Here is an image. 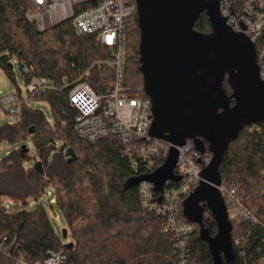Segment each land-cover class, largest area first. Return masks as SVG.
<instances>
[{
	"label": "trees",
	"instance_id": "1",
	"mask_svg": "<svg viewBox=\"0 0 264 264\" xmlns=\"http://www.w3.org/2000/svg\"><path fill=\"white\" fill-rule=\"evenodd\" d=\"M30 8L29 0H0V69L12 78L14 61L25 84L31 77L49 80L54 89L43 93L41 100L48 103L54 126L43 112L29 105L22 107L18 120L0 125V147L29 142L34 155L31 158L24 145L0 158V238L16 242L13 256L0 257V264H16L19 256L30 262L42 261L48 251L59 250L64 251L69 264H178L164 219L142 209L138 186L131 185L134 178L153 173L165 158L150 169L140 163L135 171L118 135L89 144L75 133L76 110L69 105V90L88 72L82 81L96 93H105L115 78L106 65L113 60V52L93 35L77 36L70 21L39 31L28 18ZM193 29L210 33L205 14ZM138 50L135 14L127 27L123 80L124 86L143 93ZM24 67L31 69V77L23 73ZM223 89L230 95L225 81ZM255 126L240 132L219 166L221 183L235 186L245 208L260 222H231L233 259L229 264H252L264 249V124ZM30 128H34L32 136ZM69 148L77 158L73 163H67ZM36 162H41L43 175L34 171ZM48 192L53 193L54 204L50 197L47 204L50 208L56 205L67 223L71 249L61 245L41 201ZM5 200L12 205L6 208ZM30 200L36 203L33 210L26 209ZM180 219L186 221L182 212ZM203 227L210 237L215 236L216 226L206 209ZM194 228L187 243L190 261L214 264L199 227ZM220 264L226 263L222 260Z\"/></svg>",
	"mask_w": 264,
	"mask_h": 264
},
{
	"label": "water",
	"instance_id": "2",
	"mask_svg": "<svg viewBox=\"0 0 264 264\" xmlns=\"http://www.w3.org/2000/svg\"><path fill=\"white\" fill-rule=\"evenodd\" d=\"M139 31V72L143 93L151 104L149 137L170 144L163 164L153 173L139 176L131 185L145 181L161 194L167 182L178 183L174 171L177 147L192 141L194 150L211 154L200 172V182L183 201L186 221L200 229L214 264L233 259L232 226L224 200L219 166L229 145L249 126L264 124V82L258 75L254 45L242 33L234 32L220 16V0H135ZM201 14L210 33L194 31ZM229 86L227 95L223 82ZM231 101L233 104L231 105ZM34 134V128L28 130ZM67 163L76 161L74 151ZM34 171L43 175L41 162ZM208 210L216 226L210 237L203 227ZM67 230L61 237L67 239ZM65 248L71 249L68 243Z\"/></svg>",
	"mask_w": 264,
	"mask_h": 264
},
{
	"label": "built area",
	"instance_id": "3",
	"mask_svg": "<svg viewBox=\"0 0 264 264\" xmlns=\"http://www.w3.org/2000/svg\"><path fill=\"white\" fill-rule=\"evenodd\" d=\"M28 18L39 31L65 21H70L77 36L93 35L99 43L113 52V60L106 63L114 71V81L103 94H98L82 81L86 72L70 88L69 105L76 110L74 129L76 135L89 144L110 135H118L128 155L131 167L137 171L139 164L150 169L154 163L166 158L170 144L149 137L152 125L151 104L139 90L124 86V58L127 27L136 14L135 0H29ZM93 4L89 8L86 5ZM220 16L236 33L244 34L254 45L258 75L264 82V0H220ZM31 77V69L23 68ZM46 78L31 77L26 84V98L15 93L0 98V107L14 120H18L22 107L41 100L43 93L53 90ZM255 129V125H253ZM178 161L175 175L180 177L176 187L167 182L161 194L154 192L152 184H138L140 205L147 213L164 219V230L171 233L178 264H198L190 261L187 243L195 231L194 225L180 219L183 201L200 182V172L208 165L211 154L194 150L192 141L176 148ZM264 175V173H263ZM227 208L228 219L236 225L260 222L243 205L242 195L235 186L222 183L217 187ZM264 196V184L261 187ZM51 192L47 193V197ZM50 204L54 199L50 198ZM12 204L6 205V208ZM264 210V207H263ZM231 213V218H230ZM183 214V213H182ZM243 241L237 240L236 245ZM264 242V237H263ZM15 240L0 238V257L13 256ZM252 264H264V249ZM243 255V254H242ZM16 264H69L63 250L48 251L42 261L30 262L21 256Z\"/></svg>",
	"mask_w": 264,
	"mask_h": 264
},
{
	"label": "rangeland",
	"instance_id": "4",
	"mask_svg": "<svg viewBox=\"0 0 264 264\" xmlns=\"http://www.w3.org/2000/svg\"><path fill=\"white\" fill-rule=\"evenodd\" d=\"M13 76L12 78H8L7 75L0 69V98L8 95L15 93L16 95H20L21 97L26 98V84L24 80V76L22 74V71L18 67L17 63L13 61ZM19 92V93H18ZM30 106L32 108L38 109L41 112L44 113L46 120L49 122L51 126H54V118L52 115V112L50 110V107L46 101L43 100H35L30 103ZM14 122V118L9 116L3 109L0 107V125L4 123L12 124ZM27 146L29 149L30 157L32 158L33 155V150L31 147V144L29 142L25 143H18L14 146H9V145H3L0 147V158L5 156L7 153L10 151L17 149L21 146ZM53 197V193L51 192L50 198ZM47 196H44L42 198V202L46 204V210L48 213L49 220L51 222V225L53 227L55 235L59 238L60 243L62 246H65L70 242L69 237L67 236V239L64 240L61 237V233L63 230L68 229L67 223L57 208L56 205L53 206V208H50V206L47 204ZM10 202L8 200H5V204L8 205ZM36 206L35 201H29L28 205L26 206L27 210H33ZM230 218H231V213H230Z\"/></svg>",
	"mask_w": 264,
	"mask_h": 264
}]
</instances>
